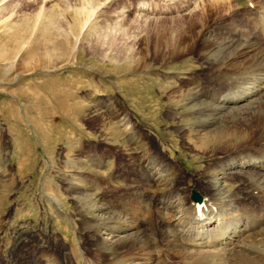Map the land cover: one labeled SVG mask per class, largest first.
Returning <instances> with one entry per match:
<instances>
[{"label":"rangeland","instance_id":"rangeland-1","mask_svg":"<svg viewBox=\"0 0 264 264\" xmlns=\"http://www.w3.org/2000/svg\"><path fill=\"white\" fill-rule=\"evenodd\" d=\"M222 1L0 0V264L113 263L124 249L110 244L132 231L159 244L160 218V229L204 231L188 221L198 196L215 205L211 224L243 220L229 197L243 199V176L221 175L232 146L208 135L224 126L263 135L264 92L216 112L215 94L244 80L232 78L226 60L235 44L226 41L253 10L247 0ZM150 160L176 174L154 176L167 179L158 189L172 188L155 202L156 225L91 229V211L128 218L126 194L107 191L110 181L131 185L124 193L141 202L156 195L143 185Z\"/></svg>","mask_w":264,"mask_h":264},{"label":"bare ground","instance_id":"bare-ground-1","mask_svg":"<svg viewBox=\"0 0 264 264\" xmlns=\"http://www.w3.org/2000/svg\"><path fill=\"white\" fill-rule=\"evenodd\" d=\"M218 1L221 0H216V3ZM232 1L236 2L240 0H232ZM247 1H248V5L253 6V10L251 8L248 9L247 12L248 16L243 20V23L240 25V28H238V30L240 29L239 32H237L235 37H233L232 39L230 38L231 40L226 41V43L228 42L229 46L235 44V50L234 51L232 50L233 51L232 54H230V56L226 60L227 66L231 67V72H232L231 75H233L232 78L235 79L238 75H240L244 77L243 78L244 80L242 81L241 85L233 88L231 92H229V94L227 95L220 94L218 96L215 94L216 103L218 104L215 106V109L216 112L218 110L219 113L218 115H221L226 112L227 113L234 112L236 111L237 107L241 105H245V103L249 102L254 96H256L261 92H264V0H247ZM220 4L222 3L220 2ZM225 4H229V3H225ZM220 7L221 6H219V9H221ZM215 8L218 9V7ZM237 19L239 20V18ZM232 29L234 28L232 27ZM236 82L238 83V81ZM242 88L244 90H242V92L239 93V90ZM193 96L194 99H196V97L197 99L199 98L202 99L206 95L201 96L202 97L201 98L200 94L196 95L194 93ZM214 105L215 104L213 102L211 103L210 106L208 107L206 106V107L210 108ZM197 110L201 111L202 109L198 108ZM205 112L206 111H202L200 112V114ZM207 116L210 117L209 115ZM217 118L218 117H214L213 119L209 118L210 119L209 124L215 123ZM203 119L202 121H200L201 123H203L204 121ZM262 127L264 130V122ZM213 131H214L213 133L208 135L211 144L213 143L214 146H220L222 144L225 146V144L226 145L229 144V146H232L233 149V153H231L228 156V158L224 159V162H222V164L220 165V168H222V170L224 169V171L221 172V175L223 177L222 179L224 180H227L228 178L233 179L235 178L236 175L243 176V180L240 181V183H238L241 186L240 187L242 189L241 191H245V193H243L244 194L243 199L241 200L235 199L232 193H230L231 195H229L233 203L240 205L239 208L240 213L245 214L243 220L242 219L238 220V222L235 223L234 227H232V225H230L229 223L226 222L224 223L220 221H219L220 224L218 225H214L213 223L211 224V221H213L212 218L213 216L211 217L212 219H208V220H207V216H209L211 213L217 216L216 210L214 211L213 209V206L215 205H212L210 203V199L209 201H207V199L202 200L198 196L196 197V200L202 202L201 203H199V201L193 202L191 206L188 208L187 213H190L188 216V221L195 224L202 223L200 228L204 229V231L200 233L199 231L196 232L194 229L195 225L192 227L190 226L191 228L189 227V229L187 230H171V228H166V230L160 229L159 228L160 224L165 223V220H167L165 218H160L159 221H157L158 222L157 230L160 231L159 233L160 235H162L161 236L162 239L159 244H156V246L154 247L155 244L153 245L150 240L142 241L143 239H145L143 236V234H145V231L143 230L132 231L128 233L126 236L120 237L117 242L110 244L109 248L117 245L116 250L124 249V253L115 261L113 260L114 261L113 263L110 262V264H264V134L257 137L258 139L256 138L257 139V141L255 142L257 143L256 146L254 145L255 143L254 144L252 143L256 139L253 138L250 131H238L237 129L227 128L225 126L223 128L217 127ZM247 142L252 144H246ZM200 143H202V140H200ZM256 149H259V151L257 152H260V154L254 153ZM249 151L252 152V154H250ZM150 161L151 162H149V164L146 167L148 171L146 172L148 173V175L144 179L146 183L143 185H144V189L145 188L150 189L153 186L157 187L156 195H154L152 199L149 198L150 200L142 199L141 202L138 200V194L136 193L134 194L133 192L131 194H128L127 192L124 193L125 191H128L131 188V185L123 184V182L120 180L110 181V183L107 185L108 187L105 186V189L107 191L109 190L113 191L115 194L123 193L121 194V196L122 195L125 196L126 194L127 199L124 200L123 208L127 212L125 210L123 211L128 213L130 217L128 215V218L122 220L121 214L118 212L112 211L101 214L91 211V213L93 212L92 215L94 213L97 214L96 216L90 218L91 220H93L89 225L91 226L90 227L91 229L98 231L101 228L105 227L111 232L125 231L128 229H134V228L136 229L141 224H143L144 221H146V224L150 227H154V225H156V221H155L156 219L154 220L153 213L160 212V209L159 207L155 206V202L156 203L158 202L161 203L162 201L164 202L162 196L166 193L169 194L172 188L167 187L162 190L158 189L160 184L164 181H167V179L163 180L161 177L158 180H154V176L159 171L160 172L170 171L169 174L170 176H175L176 174L174 173V171H171L170 169H165V167L161 165L162 162L161 163L157 161L155 162L154 160H150ZM226 166L228 167L225 168ZM244 169H248V172H245ZM225 171H230V172L225 173ZM112 174L109 176L113 177ZM137 174L139 175V173ZM130 176L128 177L131 178ZM258 184L260 185L261 189L257 187ZM166 185L168 186L169 184L166 183L165 186ZM230 185H234V184H230ZM239 189L237 190L239 191ZM250 189H253L254 192L256 191L259 197L258 196L254 197V195L249 192ZM161 192H163L164 194H162ZM143 202H146L148 206L154 205L156 207V208L154 207L155 210H153L152 208L144 209ZM101 207L102 208L98 210L102 211L104 207L103 205ZM218 208L221 209V207ZM143 209L144 212L142 213ZM89 213L90 212L88 210L87 214L89 215ZM111 222L113 223V225L109 224ZM114 223H116V225H114ZM166 233L168 234V236H166L167 235ZM40 264H43V262H41Z\"/></svg>","mask_w":264,"mask_h":264},{"label":"water","instance_id":"water-1","mask_svg":"<svg viewBox=\"0 0 264 264\" xmlns=\"http://www.w3.org/2000/svg\"><path fill=\"white\" fill-rule=\"evenodd\" d=\"M195 195V194H194Z\"/></svg>","mask_w":264,"mask_h":264}]
</instances>
